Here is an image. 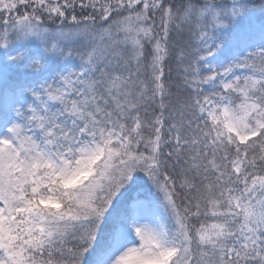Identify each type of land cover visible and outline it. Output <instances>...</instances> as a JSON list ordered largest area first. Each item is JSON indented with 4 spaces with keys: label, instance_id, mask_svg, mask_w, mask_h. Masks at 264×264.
I'll use <instances>...</instances> for the list:
<instances>
[{
    "label": "snow or ice",
    "instance_id": "6c2138e0",
    "mask_svg": "<svg viewBox=\"0 0 264 264\" xmlns=\"http://www.w3.org/2000/svg\"><path fill=\"white\" fill-rule=\"evenodd\" d=\"M0 264H264V0H0Z\"/></svg>",
    "mask_w": 264,
    "mask_h": 264
}]
</instances>
